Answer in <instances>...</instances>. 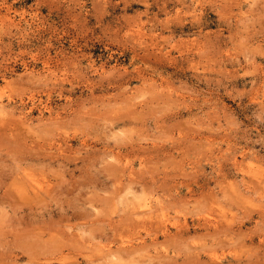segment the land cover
<instances>
[{"label": "clouds", "instance_id": "9594fccd", "mask_svg": "<svg viewBox=\"0 0 264 264\" xmlns=\"http://www.w3.org/2000/svg\"><path fill=\"white\" fill-rule=\"evenodd\" d=\"M0 264H264V0H0Z\"/></svg>", "mask_w": 264, "mask_h": 264}]
</instances>
